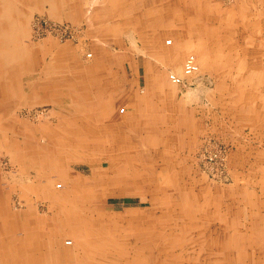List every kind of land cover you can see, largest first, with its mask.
Segmentation results:
<instances>
[{"label":"rangeland","instance_id":"1","mask_svg":"<svg viewBox=\"0 0 264 264\" xmlns=\"http://www.w3.org/2000/svg\"><path fill=\"white\" fill-rule=\"evenodd\" d=\"M40 2L30 1L20 39L38 59L33 73L52 63L90 79L32 76L46 94L5 123L29 128L0 135L4 210L24 230L33 215L62 221L63 241L91 222L104 229L103 252L79 241L87 264H264V0L107 1L103 13L102 0H54L57 11ZM191 53L198 72L174 83L169 74L181 75ZM62 86L78 115L60 103ZM69 130L99 141L58 140ZM24 137L47 144L46 157L12 154ZM81 203L77 218L69 206ZM11 221L1 227L12 230Z\"/></svg>","mask_w":264,"mask_h":264},{"label":"bare ground","instance_id":"2","mask_svg":"<svg viewBox=\"0 0 264 264\" xmlns=\"http://www.w3.org/2000/svg\"><path fill=\"white\" fill-rule=\"evenodd\" d=\"M47 1L50 3L51 10H55L57 8L54 0H47ZM3 4H6L9 8H15L16 7L15 0H10L9 2L5 1V0H0V6L1 7L3 6ZM25 7H26V4H25ZM56 11H57V9H56ZM53 15H56V14L53 13ZM8 19H9V25L6 24V25H4V27H2L4 29H2V28L0 29V106L3 104H9L10 102L8 103V101L9 100L11 101V99H12V97L8 95L9 88L5 83H10L12 81V77H15V76L19 77L21 74H24L22 72L25 71V69H23L24 68V65H23V59H24L23 56L24 55L20 54L18 50H17V52H14L13 54L8 55V52H6V50H8V48L6 46H8V44H10L13 41V39L15 40V38H17V37H21V36L25 37L26 36V33H27L26 17H24V19H22L23 22H22V20H20L18 25H12V24L16 23V20L14 21L15 23L13 22V20H12L13 23H11V20H10L11 16H9ZM10 23H11L12 27H11ZM11 47L9 48V50L11 49ZM9 53H11V52H9ZM89 55H91V54H89ZM47 64H49V63H47ZM71 71H73V70L71 69ZM181 75H183V73ZM19 98H21V97H19ZM15 102H17V101H15ZM31 106H33V105H31ZM1 118L2 117H1V113H0V120H1ZM9 130L13 131L14 130L13 126H8V125H4V124L0 123V135L6 133V131L9 132ZM44 133L47 134L46 129L44 130ZM48 134H47L48 138L51 139L52 135L50 133H48ZM58 134L59 133H57V135ZM57 135H56V137H58V140H61L63 143H68L70 145L71 144L72 145H78L80 143L79 139H82V138L76 137L73 140L71 138L68 139L67 137H62L61 135H59V136H57ZM26 137H28V136H26ZM26 137L22 138V140L20 139L21 141H19V142H18V140H15L17 143V147L19 149L18 148L14 149V146L11 145L13 148H11L10 152L15 155V152L19 153V152L23 151L24 156L22 158H26L27 160L30 158L32 159L33 154H35L37 152H40L44 157H46V154H44L42 152V150H43V148H46V146H48V145L46 144V145H43V147H41L40 146L41 144H37L36 145L37 147H34L35 141L28 139L30 137H28V138H26ZM105 142H106V144H110V142H107V141H105ZM19 143H22L23 147H19ZM55 153H57V152L55 151ZM19 156L21 157V155H18L17 157L19 158ZM58 157L61 158L62 156L60 154H58ZM26 165H30V164H26ZM19 166L21 167V169H24L23 164H21ZM37 166H39V165H37ZM104 169H105V167H103L102 170H104ZM42 188H44V187H42ZM91 190H92V188H90V192H92ZM89 196L94 197L93 192ZM73 204H76V203H73ZM82 206H84L83 203L76 205V206L72 205V206H69V209H71V210L73 209L72 212H74V214L76 215L77 218H80L79 217L80 216L79 211H77V209H80L81 211H83L81 209ZM62 208H63L62 211L65 212V208L64 207H62ZM91 208H92V206H91ZM86 209L90 210L89 206H87ZM13 213L14 212H12L10 209L4 210V208L0 207V227L3 225V222H2L3 217L8 218V215H9V217L11 219H14V221H15V222H13V221L10 222V224L12 225V230L10 228H8V230H4L3 227H1V229H0V264H8V263L12 264V260L15 262L18 261L14 257L16 252L14 250H12L15 248L14 245L17 243H19L21 245L20 247H22L20 259H19L17 264H19V263L20 264H87V263H89V262H87L88 259L86 257L81 256L80 252L77 250L78 249L77 247H81L80 246L81 243L79 241H81V242L86 241V243L90 242V245L88 243V246L90 247L89 250H90L91 255L96 253V251H98L99 249H101L102 252L105 249L101 245H99V247L97 246V243H98L97 239H101V237L103 236L101 234L104 232V229H102L100 227H99V229H98V227L92 228V226L89 225V224H92V222L89 223V221L91 220L93 215H91V218L88 216L87 219L84 221V223H86V224L89 223L87 228H86V231H84L85 230L84 228H80L79 231H75V230L70 228L69 229L70 231L73 230L70 234L73 236L74 240L73 239H65L63 241V237L65 235L63 232V228H65V224L62 223V221H60L56 227L55 226L53 227V223H50V220L47 219L46 217L33 215V216H30V227L26 228L24 230V228L19 227V225L22 222L17 221V218H16L17 216L16 215L14 216ZM69 213L70 212H67L68 215H69ZM80 213L82 214V212H80ZM98 215H100L99 212H98ZM61 220H63V219H61ZM48 228H50V230L46 231V229H48ZM21 229H23V230L21 231ZM17 231L18 232L20 231V233L19 234L16 233ZM109 240H110V238H109ZM73 243H74V246H68V245H71ZM81 248H83V247H81ZM86 249H88V247H86ZM89 250H87V252ZM34 253H38L39 256L38 255H37V257L33 256V260H30L29 257L31 255H33Z\"/></svg>","mask_w":264,"mask_h":264},{"label":"crops","instance_id":"3","mask_svg":"<svg viewBox=\"0 0 264 264\" xmlns=\"http://www.w3.org/2000/svg\"><path fill=\"white\" fill-rule=\"evenodd\" d=\"M5 1H8L9 2L10 0H5ZM30 1H32L35 6H37V5L39 6V3H41L40 0H15V3H16V7L15 8H9L7 5H4V4H3L2 7L0 6V29L2 27H4V25H6V24L9 25V19H8L9 16H11V19H10L11 20V23H13L16 20V23L14 22L15 24H12V25H18L19 21L22 20V19H24V17H26V15H27L28 11L31 10L29 8L30 7ZM41 1L43 3H49L47 0H41ZM102 1H103L102 7L101 8H98L99 10L102 11V13L105 10L107 11V10H111V8H113V6L110 3H109L108 6H105V3L107 1H111V2L114 1V3H113L114 7H116V8L119 7V9H121L122 8L121 5H123L121 3V1H123V0H116V2H115V0H102ZM25 4H26V7H25ZM117 4H118V6H116ZM49 6H50V3H49ZM130 6L132 7V5H130ZM20 7H22V8H20ZM34 8H39V7H34ZM108 12L110 13V11H108ZM122 13H127V12L126 11H123ZM130 13H132V10H130ZM132 14L138 15V11H135ZM12 20H13V22H12ZM22 22H23V20H22ZM11 23H10V25H11ZM12 25H11V27H12ZM2 29H4V28H2ZM21 38H23V37L21 36V37L15 38V40L13 39V41L10 44H8V46H6L8 48V50H6V52H8V55L9 54H13L14 52H17V50L19 51L20 54H23L24 55V56L23 55L22 56L24 58L23 59V65H24V68L23 69H25V71L22 72L24 74H21L19 77H16V76L15 77H12V81L10 83H5L8 86V88H9L8 95L11 96L12 99H11V101L10 100L8 101V103L10 102L9 104H3V105L0 106V113H1V117H2L1 120H0V123L1 124L4 123V125H6L5 124L6 122H11L12 121V119L9 118V117H10V114H11V112H12L13 109H15L16 107H19V106H27V105L28 106H31V105L35 106L36 104H38V101H34L32 99V97L34 95H43V94H46V91H43L44 93L43 92L42 93H39V91H37L39 89L40 90H43L42 88L35 89L34 86H31L30 85V82L32 81V76L33 75L36 76V77H38V78H43L45 81H47V80H54V81H56L58 83H60L61 80L62 81L63 80H65V81H71V80H73L72 77H71L72 76L71 74H74L73 71H68V72L63 71V70L59 69V67L56 66V64L55 65H52V63H51V65L50 64H47V63H44V65H43L44 68L42 67V70L39 71L38 74L37 73H33V72H35L34 69H33V66L36 63H38V59H35L33 56H31V54H30L31 53V48L28 47V45H26L25 43H23L20 40ZM168 42H171V41L169 39H167V43ZM10 47H11V49L9 50ZM9 52H11V53H9ZM68 59H69L70 62H74L73 59L70 56L68 57ZM71 69H72V67H71ZM67 73H69L70 75L68 76ZM89 79L90 78H88L85 75V73H84L83 76H81L80 78L77 76V78L74 79L73 81H79V82L88 83ZM57 88H61V90L58 92V94L60 95V98H59L60 103H64L65 105L68 106V109L71 110L72 113L74 112L75 114L78 115V113H80L82 111V109L80 108L81 106L79 105V103L77 102V100L75 98H73V96H69V94L65 91L67 88H64L63 86L62 87H57ZM28 95L30 96L29 99L26 98ZM19 97H21V98H19ZM79 97H80V95H79V93H77L76 94V98H79ZM15 101H17V102H15ZM39 103H41V102H39ZM105 114H107L106 115L107 118L110 117L108 113H105ZM103 116H104L103 121H105V115H103ZM103 124L104 123H102V125H101L102 127L104 126ZM73 125H75V124H73ZM109 125H111V124H109ZM8 126H17V127H20L21 126V127H27V128H29V125L27 123L23 122L22 124H20V122H18L17 119L16 120H13V122L10 123V125H8ZM39 126L41 128V132L42 133H44V127L45 128H50V126L48 127V125H46V124L44 126L43 125H39ZM73 127L74 126H72V128ZM50 129H52V128H50ZM81 133L79 131H78V133L77 132L74 133V131H70V132L66 133L67 135H62V137H67L68 139L71 138V139L74 140L76 137L82 138V136L79 135ZM86 133L89 135L90 134V131H87ZM18 137H20V136H16V138H18ZM83 137L84 138H82V139H86L87 141H99V139H96V138H93V137L90 138V137H87V135H85ZM40 161H42V160H40ZM23 173L24 174H27V171L26 172L23 171ZM3 202L6 203L7 201L2 200V198L0 196V207L1 208H4V206H5ZM263 242H264V239H263ZM15 250H17V249H15ZM20 255H21V253H20Z\"/></svg>","mask_w":264,"mask_h":264},{"label":"built area","instance_id":"4","mask_svg":"<svg viewBox=\"0 0 264 264\" xmlns=\"http://www.w3.org/2000/svg\"><path fill=\"white\" fill-rule=\"evenodd\" d=\"M198 70H199V64L197 61V57L195 54L191 53L185 59L183 66V75H180L175 72H171L169 74V77L174 83L181 84L184 82L186 76L192 75L198 72Z\"/></svg>","mask_w":264,"mask_h":264}]
</instances>
